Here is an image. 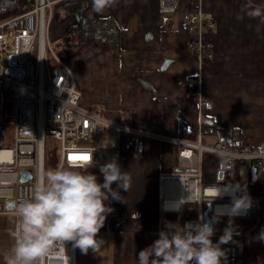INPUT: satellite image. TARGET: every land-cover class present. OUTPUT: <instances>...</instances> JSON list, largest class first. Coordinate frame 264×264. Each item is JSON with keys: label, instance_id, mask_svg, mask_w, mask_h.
Returning <instances> with one entry per match:
<instances>
[{"label": "crops", "instance_id": "0c3cea01", "mask_svg": "<svg viewBox=\"0 0 264 264\" xmlns=\"http://www.w3.org/2000/svg\"><path fill=\"white\" fill-rule=\"evenodd\" d=\"M194 1L173 0V9L168 10L162 8V0H119L115 6L97 13L92 0H55L54 11L60 17L71 16L69 26L105 17L119 31L117 57L108 47L100 51L102 44L96 41L83 54L94 62L104 52V71L113 79L117 103L114 116L106 117L188 141L198 140L200 127L210 126L214 132L199 137L202 144L209 146L217 145L222 139L232 145L262 142L264 20L252 18L248 12L264 6V0H199L202 11L214 21L212 29L202 35L206 47L213 52L211 58L204 59H199L187 44L195 38L188 27ZM71 38L77 40L78 36ZM197 86L202 97L211 102L210 108L199 107L193 97ZM120 111L124 113L123 119ZM180 123L185 125L189 138L180 136ZM112 143L109 130L96 136L99 162L114 159ZM180 148L172 142L152 138L144 140L140 155L120 146L115 159L121 170L130 175L131 186L127 192L119 189L124 203L106 202L114 211L98 234L105 242L95 253L89 250L83 254L77 248V264H137L139 251L158 238L166 223L185 225L192 212L158 207L159 175L181 169L176 157ZM200 161L202 182H217L216 156L203 152ZM250 167V164L236 167L238 181L240 169L250 178ZM93 174L98 182H103L98 170ZM246 188L254 199L251 217L233 218L238 234L233 242L221 247L228 257L231 246V264H264V241L258 237L264 229V174L257 170L256 179ZM228 219L215 224L214 243L223 234Z\"/></svg>", "mask_w": 264, "mask_h": 264}, {"label": "built area", "instance_id": "2783aa9c", "mask_svg": "<svg viewBox=\"0 0 264 264\" xmlns=\"http://www.w3.org/2000/svg\"><path fill=\"white\" fill-rule=\"evenodd\" d=\"M54 3L55 0H28L23 11L0 19V130L5 124L13 126L12 146L0 144V223L4 220L18 224V204L31 199L35 184L45 172L76 166L81 172L94 173V166L108 163L99 162L96 146V136L104 130L113 135L114 158L120 146L140 155L147 138L180 146L176 157L181 169L159 175L158 207L181 213L190 211L189 219L197 222L203 217L205 203L216 196V187L229 183L240 185L236 173L238 165H256L264 174V141L232 145L222 139L217 145L209 146L202 144L199 137L213 133L210 126L200 127L198 140L188 141L110 119L102 115L100 106H83L80 102L82 92L75 84L71 68L53 53L49 43ZM162 8L173 9V0H162ZM213 26V19L205 15L199 0H195L188 15V27L195 38L187 44L199 59L213 56L202 40V35ZM49 53L55 61L53 67ZM11 54L14 55L13 63ZM196 88L193 97L199 107L210 108L211 102L202 97L199 86ZM8 101L12 103L10 117L5 116L3 108V103ZM50 141L54 146L52 156L48 157ZM203 152L216 156L217 171L222 172L220 181L202 182L200 155ZM83 156L88 159H73ZM21 170L29 174L25 181H21ZM9 201L13 202L11 209L6 207ZM168 203L170 207L166 206ZM229 203L228 196L214 199L209 216H213L216 204ZM251 214L252 207L246 215L234 218L248 219ZM0 231L7 236L6 240L0 239V243L12 242L10 230L0 228ZM76 251L77 248L67 242L65 249L53 248L42 264H77Z\"/></svg>", "mask_w": 264, "mask_h": 264}, {"label": "clouds", "instance_id": "9594fccd", "mask_svg": "<svg viewBox=\"0 0 264 264\" xmlns=\"http://www.w3.org/2000/svg\"><path fill=\"white\" fill-rule=\"evenodd\" d=\"M118 3L119 0H92V7L102 13ZM248 15L264 20V6H257ZM99 172L103 176L102 183L95 174L81 172L76 166L42 174L31 199L18 204L19 222L11 233L14 244L6 264H42L53 248L65 249L67 242L83 254L89 250L99 251L105 241L98 238V234L107 216L114 211L106 202L124 203L119 189L127 192L131 186L130 175L121 170L115 158L100 166ZM215 191L211 202L228 196L230 203L218 205L208 221L200 217L197 223L184 226L166 223L158 232V238L139 251L137 264H227L221 245L233 242L234 235L238 234L233 218L246 215L253 202L246 186L238 183L218 186ZM222 216L229 218L227 226L214 243V226ZM139 229L140 226L137 231ZM258 237L264 241V229Z\"/></svg>", "mask_w": 264, "mask_h": 264}, {"label": "rangeland", "instance_id": "374dc122", "mask_svg": "<svg viewBox=\"0 0 264 264\" xmlns=\"http://www.w3.org/2000/svg\"><path fill=\"white\" fill-rule=\"evenodd\" d=\"M70 19L71 16L57 17L54 11L48 35L51 49L57 57L67 63L71 68L75 84L82 92L80 101L81 104L90 108H95V106L98 105L102 109L103 116H114L113 111L115 110L117 103L114 101V93L112 89L113 79H110V75L104 71L106 70V58L104 57V52H102L101 56L98 55V58L94 62L90 61L91 57L83 56V54L89 51L91 46H94L96 43L92 37L82 41V43L86 42L84 47L70 46L71 43H75L80 40L79 38L77 40L75 38H71L70 40L66 39V32L68 26L70 25ZM99 47H101L100 51L108 49L107 46L103 44ZM48 59L51 67H53L55 65V61L50 53L48 54ZM3 108L5 116L10 117L12 115V103L10 101L4 102ZM119 113H121L120 116L123 119L124 113L121 111ZM98 138L99 137H97V139ZM0 144L7 147L12 146L13 126L11 124H5L3 129L0 130ZM48 145L47 154L49 157L52 156V148L54 146L53 141H50ZM97 145L99 151V144ZM93 168L99 171V167L94 166ZM238 178L241 186H246L248 183L252 182L248 173L243 169L239 170ZM217 181L220 180L217 179ZM223 220L224 218H220V221ZM16 226L17 225L13 221L7 222L3 220L0 223V228H2L3 231H6L7 229L10 230V238L12 240V243H0V264H6V257L10 254V249L14 244L11 233L15 230ZM0 235H2L0 237L1 240H6V234H1L0 231Z\"/></svg>", "mask_w": 264, "mask_h": 264}, {"label": "trees", "instance_id": "16d2710c", "mask_svg": "<svg viewBox=\"0 0 264 264\" xmlns=\"http://www.w3.org/2000/svg\"><path fill=\"white\" fill-rule=\"evenodd\" d=\"M27 2L28 0H0V19L20 13ZM56 16L58 17V15ZM66 34L67 40H70L71 36L76 35L80 39L78 42L71 43L70 46L79 47L83 40L93 37L96 42L106 45L112 51L114 57H117L120 50L119 31L115 28L111 19L105 17L95 18L84 25H72L67 28ZM179 130L182 138H189V132L183 123H180ZM231 254L232 250L231 246H229L228 264H231L232 261Z\"/></svg>", "mask_w": 264, "mask_h": 264}, {"label": "water", "instance_id": "95a60500", "mask_svg": "<svg viewBox=\"0 0 264 264\" xmlns=\"http://www.w3.org/2000/svg\"><path fill=\"white\" fill-rule=\"evenodd\" d=\"M10 59H11V63H13V60H14V55L13 54L10 55ZM100 166H102V165H100ZM256 173H257V167H256V165H251V167H250V177H251V180L252 181H254L256 179ZM27 177H29V174L26 173V171L21 170V181H25V179ZM217 179L218 180H221L222 179V172L221 171H218L217 172ZM208 203H210V202H206L205 203V207L202 210V216H203L204 221H208L211 218L209 216V212H210V209H211V204L209 205ZM12 206H13V202L12 201H9L7 203V206L6 207L8 209H11ZM188 223L195 224V223H197V220H195V219H188V220L185 221V224H188Z\"/></svg>", "mask_w": 264, "mask_h": 264}, {"label": "bare ground", "instance_id": "6f19581e", "mask_svg": "<svg viewBox=\"0 0 264 264\" xmlns=\"http://www.w3.org/2000/svg\"><path fill=\"white\" fill-rule=\"evenodd\" d=\"M104 131H105V130H104ZM96 146H98V145L96 144ZM208 190H210V188H209ZM211 191H213V190L211 189ZM170 205H171V204L168 203L166 206H167V207H170ZM174 205H175V204H174ZM218 205H226V204H216V205H215V209H216V207H217Z\"/></svg>", "mask_w": 264, "mask_h": 264}, {"label": "snow or ice", "instance_id": "6c2138e0", "mask_svg": "<svg viewBox=\"0 0 264 264\" xmlns=\"http://www.w3.org/2000/svg\"><path fill=\"white\" fill-rule=\"evenodd\" d=\"M73 159H83V160H87L88 157L87 156H83V157H73Z\"/></svg>", "mask_w": 264, "mask_h": 264}, {"label": "flooded vegetation", "instance_id": "af4514ba", "mask_svg": "<svg viewBox=\"0 0 264 264\" xmlns=\"http://www.w3.org/2000/svg\"><path fill=\"white\" fill-rule=\"evenodd\" d=\"M75 25H78L77 23Z\"/></svg>", "mask_w": 264, "mask_h": 264}]
</instances>
